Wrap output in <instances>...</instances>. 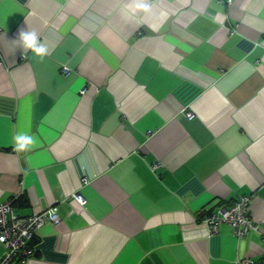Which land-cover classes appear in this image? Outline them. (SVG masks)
<instances>
[{
	"label": "crops",
	"instance_id": "obj_1",
	"mask_svg": "<svg viewBox=\"0 0 264 264\" xmlns=\"http://www.w3.org/2000/svg\"><path fill=\"white\" fill-rule=\"evenodd\" d=\"M145 2L0 0V204L59 217L26 264H264V0ZM240 196L244 239L198 221Z\"/></svg>",
	"mask_w": 264,
	"mask_h": 264
},
{
	"label": "built area",
	"instance_id": "obj_2",
	"mask_svg": "<svg viewBox=\"0 0 264 264\" xmlns=\"http://www.w3.org/2000/svg\"><path fill=\"white\" fill-rule=\"evenodd\" d=\"M229 4L233 0H228ZM2 31L0 29V36ZM3 61L0 53V67ZM62 73L68 75L69 69L63 67ZM191 119L193 116L188 114ZM158 164L154 166V169ZM74 199L84 205L81 195H74ZM251 197L240 196L235 203L218 211L203 208L198 212V221L205 225L211 234H216L222 224H229L239 239H244L249 232L260 229L258 222L250 214ZM59 217L54 209L31 216H21L13 212L12 203L0 204V244L5 251L0 254V264H26L37 252L32 244L39 230L46 224H57ZM262 260L246 259L239 264H262Z\"/></svg>",
	"mask_w": 264,
	"mask_h": 264
},
{
	"label": "clouds",
	"instance_id": "obj_3",
	"mask_svg": "<svg viewBox=\"0 0 264 264\" xmlns=\"http://www.w3.org/2000/svg\"><path fill=\"white\" fill-rule=\"evenodd\" d=\"M135 7L137 10L144 13H148L151 8L145 0H136ZM19 40L22 42L24 49L31 50L37 57H43L47 52V49L39 41L38 35L35 31H21L19 34ZM15 141L17 151L29 150L35 143L34 137L23 133L17 134Z\"/></svg>",
	"mask_w": 264,
	"mask_h": 264
}]
</instances>
